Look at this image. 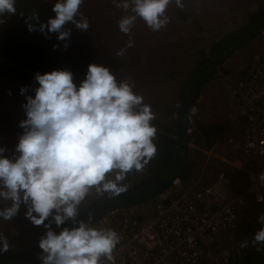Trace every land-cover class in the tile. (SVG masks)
<instances>
[{"label": "clouds", "instance_id": "clouds-1", "mask_svg": "<svg viewBox=\"0 0 264 264\" xmlns=\"http://www.w3.org/2000/svg\"><path fill=\"white\" fill-rule=\"evenodd\" d=\"M82 3L57 0L52 8L55 17L38 30L58 33L61 41L71 34L63 30L69 22L87 30L88 19H76ZM170 3L172 0L117 2V7L127 11L131 6L135 13L121 18L120 31L130 34L137 17L152 31H160L170 22L166 15ZM15 4L16 0H0V16L15 14ZM176 5L182 8V0H176ZM34 30L29 25V31ZM133 43L129 40L128 47ZM117 54L123 55V50ZM35 80L39 85L35 96L28 95L22 105L27 118L20 122L24 132L15 149L19 155L6 157V148L0 147V198L11 201L10 207L0 209V219L12 220L23 204L26 217L35 226L45 225L51 217L59 227L68 220L75 222L78 206L92 188L100 195L119 196L127 191V185L120 182L133 169L142 171L157 153L153 142L157 130L151 123L155 116L127 81L118 83L102 65L90 64L79 86L69 70L37 73ZM26 92L27 86L21 88L22 95ZM113 172L115 179H108ZM259 179L264 182V173ZM258 222L264 225V214ZM45 227L46 235L39 240L42 264H101L102 259L115 264L113 252L120 243L115 230L97 229L82 221L59 234L52 230L51 222ZM0 243V252H7L8 241L2 234ZM253 243L264 244V227L253 235Z\"/></svg>", "mask_w": 264, "mask_h": 264}, {"label": "rangeland", "instance_id": "rangeland-1", "mask_svg": "<svg viewBox=\"0 0 264 264\" xmlns=\"http://www.w3.org/2000/svg\"><path fill=\"white\" fill-rule=\"evenodd\" d=\"M117 2L122 3L123 0H83L81 6L85 7L86 12L90 14L87 16L90 18L88 20L90 23L88 36L90 37L85 40L87 45L85 60L88 66L93 63L98 65L105 55L116 53V57L120 58L125 66L123 79L120 77L119 83L126 81L124 80L126 77L132 78L133 73H138L141 81L140 84H135L133 92L144 98L143 103L151 106L155 119L164 127L172 122L179 104L178 93L183 74L190 72L191 64L198 57L197 54L210 47L224 34L242 26L249 13L264 6V0H182L183 7L181 8L176 5V0H172L166 10L170 22L164 28L154 32L142 18L137 17L131 33L125 36L119 29V21L122 17L135 15V13L132 12L131 6L127 11L117 7ZM129 4L131 5V0ZM0 19L5 21L0 23V29L11 26L13 21L11 14H4L0 16ZM129 40L134 42L132 47H128ZM253 41L242 50H238L223 65H219L213 76L205 83L206 90H211V97L203 104H199V101L203 100L201 97L195 102L199 104V107H195L196 110L193 112L191 119L193 125L197 122L215 124L219 123L218 120L224 119L220 124L226 128L225 132H230V135L233 133L237 138L240 137L243 120L239 112L230 105L231 99L226 96L225 87L229 82L240 78L242 75L240 70L245 68L247 59L249 61L255 53H264V33ZM77 46L82 49L84 45ZM121 50H123V55H118L117 53ZM165 67H170L173 73L168 75ZM130 81L127 82L131 84L132 81ZM38 86V84H33L32 87H27V92L23 95L21 88L26 86L21 83L12 81L0 87V147L6 148L4 153L6 157L19 155L15 149L19 137L24 132V129L20 127V122L27 118L26 110L22 105L27 102L28 95L35 96V88ZM136 110L138 111L139 108ZM194 138L196 139L195 136ZM195 139L188 144L189 156H194L195 160L206 162L205 151L213 147H216L217 155L215 156L229 157V147L224 139L218 140V144L214 143L212 147H208L205 140H201L200 145H196ZM208 162L207 169L203 173L205 180H201L202 182L214 183L220 171L232 173V170L220 160L210 158ZM148 167L149 164L145 165L139 172L132 170L120 183L129 188L146 180L151 168L148 169ZM193 171L191 176L197 177V180L202 170L194 169ZM108 179L114 180L115 172L110 173ZM248 180L249 178L238 175L237 182L232 189L234 191L242 189L248 184ZM192 185L193 183L187 182V187ZM222 191L227 197L231 194L224 187ZM106 194L107 192L100 195L95 188H92L78 206L76 218L93 202ZM154 203L155 200L141 209L150 210ZM7 206L8 201L0 198V209L7 208ZM26 212L27 207L24 205L12 220L0 219V234L7 238L9 245L7 252H29L31 248H39L40 237L30 234L31 221L26 217ZM262 214H264V203L252 205L239 220V233L236 239L230 242L228 237L227 240L225 237L219 238L212 248L215 254L220 257L228 249L231 252L229 257L232 260L231 264H238L245 249L251 246L250 239L256 231L255 225ZM69 221L72 220L66 222ZM245 243L247 246L242 247ZM2 246L0 243V247Z\"/></svg>", "mask_w": 264, "mask_h": 264}, {"label": "trees", "instance_id": "trees-1", "mask_svg": "<svg viewBox=\"0 0 264 264\" xmlns=\"http://www.w3.org/2000/svg\"><path fill=\"white\" fill-rule=\"evenodd\" d=\"M56 2L57 0H16V13L11 14L13 20L11 26L0 29V87L12 81L32 87L33 84H38L35 80L37 73L44 74L53 70L71 71L74 83L77 86L86 78L88 64L87 60H85L87 47L85 40L90 37L88 36L90 23L89 28L85 31L77 29L75 24L71 22L67 23L63 30L70 31L71 34L66 41L58 40V33H50L47 30L40 32L38 30L41 24H47L50 18L55 17L56 14L52 11V8ZM89 15L85 7L81 6L80 14L77 15L76 19L79 20L83 16L89 20L90 18L87 17ZM29 25L36 30L29 31ZM263 33L264 6L249 13L242 26L224 34L210 47L203 49L197 54L198 57L191 64L190 72L183 74L182 84L178 93L179 104L171 124L164 127L155 118L151 121L157 130L153 140L157 146V153L148 163V169L151 167L149 177L127 188V191L119 196L107 193L101 199L96 200L89 206L93 208L89 216L80 219V222L82 221L92 227L100 217L103 218L114 210L135 205H147L151 200L153 187L165 181H185L189 178L193 171V163L189 159L190 153L187 148L191 135L183 136L179 126L184 111L193 95L197 92V88L201 86L202 89L203 85L219 68V65H223L235 52L244 48ZM65 44L68 46L65 47ZM79 44L84 45L82 49L77 46ZM103 58V61H100L98 65L108 67L119 83L120 77L123 79L125 71L123 61L116 57V53L105 55ZM165 70L168 75L173 73L170 67H165ZM124 80H131L130 85L132 88L136 83L140 84L141 81L138 73H133L132 78L126 77ZM224 132L225 127L220 123L206 124L197 122L192 127L193 136L196 137V145H200L201 140H205L208 147H212L222 137ZM171 135L173 136L171 137ZM130 191L132 193L130 197L124 195ZM7 201V207H10L11 201ZM21 206L24 205L22 204ZM76 220L75 222H65V224L57 227L50 217L49 220L45 221V225L51 222L52 230L59 234L64 228L71 230L74 227H78L80 222ZM45 225L35 226L31 222L29 225L30 234L41 238L46 235L48 230ZM261 227H264V225L259 222L256 223L255 233ZM223 237L227 240V235L224 234ZM250 240L251 246L245 249L244 255L240 258L238 264H264V244H254L253 236ZM257 248L260 250L258 251ZM8 253L11 257L7 255L0 256V264H42V250L38 247L31 248L29 252L9 251ZM6 256L9 258H5Z\"/></svg>", "mask_w": 264, "mask_h": 264}, {"label": "built area", "instance_id": "built-area-1", "mask_svg": "<svg viewBox=\"0 0 264 264\" xmlns=\"http://www.w3.org/2000/svg\"><path fill=\"white\" fill-rule=\"evenodd\" d=\"M226 92L243 120V133L224 140L229 157L215 156L216 147L205 153L207 162L220 160L232 173L220 171L214 183L197 181L190 187L175 180L167 192L148 202L155 200L150 210L135 205L100 217L92 227L110 228L120 236L113 252L115 264H231V252L226 249L219 257L213 245L224 234L230 242L236 239L243 213L264 203V182L259 179L264 173L263 52L252 55L244 74L229 82ZM195 110L194 106L190 121ZM238 175L249 180L234 191ZM222 187L230 191L228 197ZM101 264L112 262L102 259Z\"/></svg>", "mask_w": 264, "mask_h": 264}, {"label": "crops", "instance_id": "crops-1", "mask_svg": "<svg viewBox=\"0 0 264 264\" xmlns=\"http://www.w3.org/2000/svg\"><path fill=\"white\" fill-rule=\"evenodd\" d=\"M254 42V41H253ZM241 50H242V48H241ZM237 52H235V54H236ZM246 65H245V68H243L242 70H240V71H242L241 72V74L243 75L244 74V70L247 68V65L249 64V61H248V59L246 60V63H245ZM241 75V76H242ZM240 76V77H241ZM225 90H226V87H225ZM211 90H206V88L204 87L203 88V91H202V93H201V98L203 99L202 100V102H200L199 101V104L200 103H204L205 101H207L210 97H211V92H210ZM208 95H209V97H208ZM213 95V94H212ZM227 97H229L230 99H231V103H230V105L236 110V111H238L237 110V108H236V105H235V102H234V100H232V98L228 95V93H227V95H226ZM214 100H215V98H214ZM216 102V101H215ZM199 104H195V107H199ZM222 120H224V119H222ZM222 120H218V122L219 123H223L222 122ZM229 121V120H228ZM242 123H243V121H242ZM244 126V123H243V125H242V127ZM189 127H193V124L190 122V126ZM190 128V131L188 130V133H187V135H191V138H190V141L191 140H193V139H195L194 138V136H193V133H192V129ZM225 131H226V128H225ZM242 131H243V128H242ZM241 131V133L239 134L240 135V137H238V138H241V135H242V132ZM227 133H229V134H227ZM173 135H171V137H172ZM233 137V138H237V137H235L234 135H233V133L230 135V132H224V134L222 135V137L219 139V140H221V139H224L225 140V138H229V137ZM224 137V138H223ZM218 141H216V144H218L217 143ZM215 144V145H216ZM189 159L191 160V162L193 163V165H192V170H196V169H198V170H202V173L200 174V176H199V178L196 180V178L197 177H193V176H189V178L188 179H186L185 181H180V183L181 184H184L185 186H187V182H189V183H196L197 181H201V180H205V178L203 177V173L206 171V169H207V166H208V163L209 162H201V161H197V160H195V157L194 156H189ZM192 172H194V171H192ZM94 227V226H93ZM240 251H242V250H240ZM237 253L239 252V250L238 251H236ZM240 261V260H239ZM236 262V261H235Z\"/></svg>", "mask_w": 264, "mask_h": 264}, {"label": "water", "instance_id": "water-1", "mask_svg": "<svg viewBox=\"0 0 264 264\" xmlns=\"http://www.w3.org/2000/svg\"><path fill=\"white\" fill-rule=\"evenodd\" d=\"M201 86H199L197 88V92L193 95L190 103L188 104L186 110L184 111L183 113V117L181 119V123H179V126L181 128V134L183 136H186L187 133H188V130H189V126H190V114L192 113V110L194 108V104L197 100V97L199 95V90H200ZM173 180H170V181H165V182H162L160 184H158L157 186L153 187V190H152V196L151 198H155L157 197L158 195H161L162 193H164L168 188L169 186L171 185ZM131 191L127 194H124L125 196H131ZM93 208L89 207V208H86L78 217H77V222H80V219H83L87 216H89L90 212L92 211ZM99 218V217H98ZM9 256L10 254L8 252H0V256Z\"/></svg>", "mask_w": 264, "mask_h": 264}, {"label": "bare ground", "instance_id": "bare-ground-1", "mask_svg": "<svg viewBox=\"0 0 264 264\" xmlns=\"http://www.w3.org/2000/svg\"><path fill=\"white\" fill-rule=\"evenodd\" d=\"M204 85H205V84H204ZM204 85H203V87H204ZM203 87H202V88H203ZM200 89H201V88H200ZM201 90H202V89H201ZM201 90H199V95H198V97H197V100H198L199 97L201 96ZM197 100H196V101H197ZM194 106H195V104H194Z\"/></svg>", "mask_w": 264, "mask_h": 264}, {"label": "flooded vegetation", "instance_id": "flooded-vegetation-1", "mask_svg": "<svg viewBox=\"0 0 264 264\" xmlns=\"http://www.w3.org/2000/svg\"><path fill=\"white\" fill-rule=\"evenodd\" d=\"M90 213H91V212H90ZM97 217H98V216H97ZM9 257H11V256H9ZM9 257L6 256L5 258H9Z\"/></svg>", "mask_w": 264, "mask_h": 264}]
</instances>
